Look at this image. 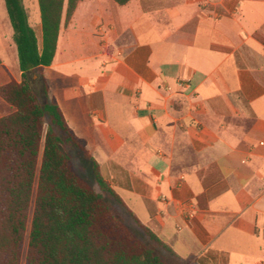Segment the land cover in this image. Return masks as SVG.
Wrapping results in <instances>:
<instances>
[{"label": "crops", "instance_id": "obj_1", "mask_svg": "<svg viewBox=\"0 0 264 264\" xmlns=\"http://www.w3.org/2000/svg\"><path fill=\"white\" fill-rule=\"evenodd\" d=\"M24 5L41 50L38 2ZM0 67V86L20 82L4 0ZM31 79L184 263L264 264V0H81ZM3 102L0 117L14 111Z\"/></svg>", "mask_w": 264, "mask_h": 264}, {"label": "trees", "instance_id": "obj_2", "mask_svg": "<svg viewBox=\"0 0 264 264\" xmlns=\"http://www.w3.org/2000/svg\"><path fill=\"white\" fill-rule=\"evenodd\" d=\"M80 1L37 0L40 50L24 0H4L22 78L0 86V98L14 108L0 117V264H186L104 180L57 101L33 87L31 72L53 64L63 15L69 22ZM69 147L92 162L96 187L75 168Z\"/></svg>", "mask_w": 264, "mask_h": 264}, {"label": "rangeland", "instance_id": "obj_3", "mask_svg": "<svg viewBox=\"0 0 264 264\" xmlns=\"http://www.w3.org/2000/svg\"><path fill=\"white\" fill-rule=\"evenodd\" d=\"M37 12L38 14L39 12V8L37 5ZM1 68V67H0ZM35 91L38 93V95L43 99L44 95H43V90H40L38 92V86H34ZM40 93V94H39ZM4 106L6 108H9V105L5 102H3ZM4 109V108H3ZM6 114V113H5ZM68 150L71 152L72 156H73V161L75 164V168L79 171V173L81 175H83V177L85 179H87V181H89V183H91L94 187H96V183H95V179H94V174H93V166H92V162L89 161L88 159L84 158L83 155L81 154V152L74 148V147H69ZM113 206L114 209L116 211V213L123 218V220L132 227V229H137L136 225L133 223L131 216L129 215V213L123 209L122 207H120L119 205L115 204L114 202ZM137 232V230H135ZM138 235V234H137ZM25 252H26V247L24 249V256H25Z\"/></svg>", "mask_w": 264, "mask_h": 264}, {"label": "built area", "instance_id": "obj_4", "mask_svg": "<svg viewBox=\"0 0 264 264\" xmlns=\"http://www.w3.org/2000/svg\"><path fill=\"white\" fill-rule=\"evenodd\" d=\"M162 200L165 202V204L174 206L177 216L185 221L192 220L196 215V205L191 200L170 201L165 195H162ZM177 228L181 229V226H177Z\"/></svg>", "mask_w": 264, "mask_h": 264}]
</instances>
